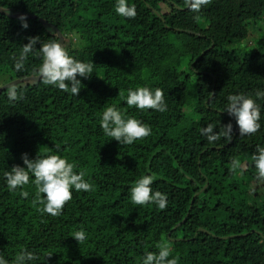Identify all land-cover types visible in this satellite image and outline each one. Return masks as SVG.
Returning <instances> with one entry per match:
<instances>
[{
	"label": "trees",
	"instance_id": "1",
	"mask_svg": "<svg viewBox=\"0 0 264 264\" xmlns=\"http://www.w3.org/2000/svg\"><path fill=\"white\" fill-rule=\"evenodd\" d=\"M129 3L132 19L116 14L115 0H0V74L10 81L39 75L38 49L59 39L57 29L70 55L94 65L78 96L41 78L10 87L15 101L10 88L0 92V252L8 264L23 249L37 254L36 264H141L166 243L177 264H264V178L253 159L264 146V100H257L255 134L240 136L225 111L229 95L255 99L264 90V0H211L199 12L188 0ZM27 13L25 29L12 15ZM36 36L17 71L24 44ZM145 86L163 92L166 112L126 104L129 89ZM111 105L151 134L130 145L105 136L100 117ZM229 122L231 141L209 144L200 134L209 123L220 131ZM24 153L66 157L93 190H73L58 216L42 214L34 184L10 192L3 177L24 166ZM234 159L241 162L235 171ZM143 175L167 195L165 209L132 204L130 187ZM77 231L86 235L80 244Z\"/></svg>",
	"mask_w": 264,
	"mask_h": 264
},
{
	"label": "clouds",
	"instance_id": "2",
	"mask_svg": "<svg viewBox=\"0 0 264 264\" xmlns=\"http://www.w3.org/2000/svg\"><path fill=\"white\" fill-rule=\"evenodd\" d=\"M189 7L193 12H199L204 6L211 3V0H188ZM115 12L123 18H135L136 7L129 3V0H115ZM19 20L22 27L27 29L29 22L26 14H21ZM39 36L30 38L24 44L19 57L16 60L17 71L24 69V62L33 53L38 43ZM38 54L42 57V64L39 67V75L44 85L53 86L62 92L78 96L82 87L83 78H90L94 73V65L91 62H84L70 55L67 41L53 39L47 43H41ZM255 99L244 93L231 94L227 97V111L235 118L239 127L240 136L255 134L261 128V106L257 100H264V90H257ZM19 98L16 88H10L8 99L15 101ZM126 104L138 110H155L166 112L168 106L164 99L163 92L145 86L136 89H129L125 98ZM100 126L105 136L115 139L121 145H130L137 140L143 139L151 134V128L140 120L126 115L115 105L107 106L101 114ZM233 124L229 122L223 125L220 131L209 123L200 129V134L209 144H215L221 136L231 141L233 138ZM57 148L59 146L57 145ZM24 166L15 165L3 173L4 180L10 192L23 189L25 185L34 184L36 198L43 205L39 211L42 214L58 216L61 214L66 202L72 199V192L93 190V186L84 178V173L74 171L73 163L66 157L58 154L41 155L38 153L35 159L29 158L27 153L22 155ZM257 175L264 178V146H257L256 154L253 157ZM241 168V162L234 159L232 169ZM152 175H143L130 187V199L132 204L143 206L153 204L159 209L167 207V195L160 191H153ZM21 195L27 197V191H21ZM74 237L79 244L86 239L83 231H77ZM158 252L148 251L144 254L141 264H177L176 260L169 259L171 248L168 244H158ZM39 257L33 251L23 249L16 257L15 264H36ZM0 264H8L2 252H0Z\"/></svg>",
	"mask_w": 264,
	"mask_h": 264
},
{
	"label": "water",
	"instance_id": "3",
	"mask_svg": "<svg viewBox=\"0 0 264 264\" xmlns=\"http://www.w3.org/2000/svg\"><path fill=\"white\" fill-rule=\"evenodd\" d=\"M12 16L19 17V16H21V14H15ZM26 16H32V15L27 13ZM33 17L38 18L36 15H33ZM39 20L43 23H48L46 19L39 18ZM57 32H58L59 40L65 41V36L63 35V33L59 29H57ZM39 79H40V75L29 76V77L23 78V79L17 78L15 80H12L11 82L3 85V86H0V92L3 91L4 89L10 88V87L15 86L17 84H20L26 80H39ZM200 230L205 231V229H203V228H201Z\"/></svg>",
	"mask_w": 264,
	"mask_h": 264
},
{
	"label": "rangeland",
	"instance_id": "4",
	"mask_svg": "<svg viewBox=\"0 0 264 264\" xmlns=\"http://www.w3.org/2000/svg\"><path fill=\"white\" fill-rule=\"evenodd\" d=\"M9 82L11 81H10V76L8 75V73L0 74V86H3Z\"/></svg>",
	"mask_w": 264,
	"mask_h": 264
}]
</instances>
